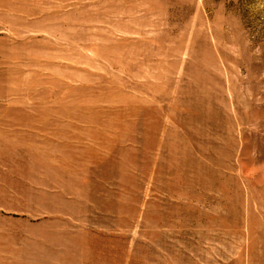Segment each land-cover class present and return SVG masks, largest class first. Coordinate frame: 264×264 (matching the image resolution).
<instances>
[{"label":"rangeland","instance_id":"374dc122","mask_svg":"<svg viewBox=\"0 0 264 264\" xmlns=\"http://www.w3.org/2000/svg\"><path fill=\"white\" fill-rule=\"evenodd\" d=\"M0 264H264V0H0Z\"/></svg>","mask_w":264,"mask_h":264}]
</instances>
